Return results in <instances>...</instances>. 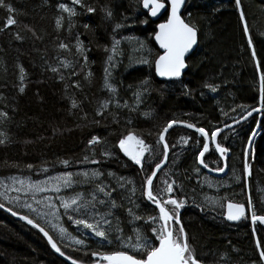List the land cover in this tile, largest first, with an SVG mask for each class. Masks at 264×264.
<instances>
[{
	"label": "trees",
	"instance_id": "1",
	"mask_svg": "<svg viewBox=\"0 0 264 264\" xmlns=\"http://www.w3.org/2000/svg\"><path fill=\"white\" fill-rule=\"evenodd\" d=\"M84 2L96 11L89 14L72 0H5L14 12L10 14L0 8V28H4L9 15L17 20L15 25L0 31V111L8 113L7 119L0 117V131L7 133L6 143L0 144V180L9 183L22 180L26 184L71 173L72 183L64 184L59 195L73 198L79 194L84 201L91 200L94 193L98 199L107 200L103 193L96 192V185L103 184L111 191V199L119 205L111 209L112 216L108 217L113 225L112 243L101 242L90 230L77 226L74 219L82 218V213L70 209L66 214L63 208L61 216L57 215L61 219L59 224L84 244L70 245L71 240L69 243L60 241L57 230L45 224L44 218L23 207L25 203L31 204L32 193L25 195L26 202H20L16 198L22 192L12 191L10 195L0 196V203L5 205L0 208V264H71L66 257L76 259L79 264H93L97 260L92 252L117 250L140 258L141 253L121 248L116 236H122L125 241L132 237L135 242L133 229L139 228L144 237L158 246L151 231L155 225L146 224L145 220L131 222L127 209L132 208L145 219L158 214L142 196V184L145 172L153 170L163 159L162 146L157 144L159 132L169 121H185L211 134L260 107L259 78L264 74V0H240L239 7L235 0H187L183 17L197 27L199 43L187 59L188 70L184 77L172 81H161L155 74L154 49L157 47L153 37L158 21L151 20L142 0ZM61 3L74 7L78 13L71 18L70 32L67 13L59 9ZM104 7L112 11L111 18H106L101 11ZM241 11L253 41L251 47L243 31ZM61 15L65 18L63 27L57 30L55 20ZM166 18L167 14L161 21ZM145 20L148 22L143 23ZM85 24L89 25L88 29L83 27ZM116 24L124 28L114 32ZM140 27L153 57L148 51L136 52L142 39L132 34L131 29ZM121 32L127 34L121 35ZM17 34L21 39H16ZM77 35L89 50L87 67L82 58L74 54ZM113 36L123 45L112 69L111 82L117 89L114 94L103 88L109 55L104 49L111 47ZM127 37L139 41L132 45L124 39ZM61 41L70 45L71 52L58 48ZM142 59L152 63H140ZM65 60L71 62L72 67L62 68L60 61ZM77 60L80 63H76ZM21 66L25 71L24 93L18 91ZM52 67L60 68V72H52ZM89 69L93 73L91 83L85 79ZM73 71L78 75H72ZM143 81H148L147 85ZM76 83L80 88L74 87ZM206 83L218 86L217 91L205 87ZM137 92L141 93L138 107ZM71 99L76 100L78 108L71 107ZM109 99L113 102L104 115H96L99 103ZM146 112L150 116L145 117L143 113ZM128 130L139 133L155 148L154 157L148 153L145 156L146 165L151 167L144 171L115 147ZM92 136L104 141L94 146V153L88 146ZM167 142L170 144L168 165L157 176L153 188L161 192L163 180H175L172 196L186 200L185 208L180 210V219L198 258L204 263L264 264L259 257L261 249L256 247L258 239L264 247V224L259 221L253 224L251 220L253 210L257 216H264V112L218 136V143L229 152L225 175L210 174L198 163L204 137L197 131L173 128ZM105 148L112 152L110 157L101 154ZM85 156L99 163L84 161ZM63 160H68L69 165L62 164ZM204 160L213 169L223 167L222 157L213 145ZM246 162L251 167L249 177H246ZM28 165L33 167L30 169ZM94 170L102 173L99 179L86 181L80 175ZM133 187L135 195L131 191ZM129 197L135 204L129 202ZM228 202L244 204L245 216L239 221H229L226 218ZM9 208L39 220L65 256L54 251L37 229L8 213ZM97 209L101 213L108 211L107 206L100 204ZM69 215L74 219L69 220ZM117 224L122 233L115 231ZM222 256L225 259L221 260Z\"/></svg>",
	"mask_w": 264,
	"mask_h": 264
},
{
	"label": "snow or ice",
	"instance_id": "2",
	"mask_svg": "<svg viewBox=\"0 0 264 264\" xmlns=\"http://www.w3.org/2000/svg\"><path fill=\"white\" fill-rule=\"evenodd\" d=\"M74 5H79L81 8L85 9L87 13L91 14L96 11L92 6L87 5L84 0H72ZM186 0H142V5L144 9H147L151 17H157L162 11L167 14V18L164 22L157 25V31L154 33V40L159 45V48L163 50L154 60V69L155 74L159 77L167 78L169 80H179L184 74L185 69L188 67L186 63V55L193 49V46L198 42V29L194 24L186 22L180 14L181 8L185 5ZM236 6H240V0H235ZM0 8H5L10 14L14 12V9L10 4H6L5 0H0ZM59 9L62 13H67L68 22H69V32L71 31V18L78 15L74 7H69L68 5L61 3ZM105 13L106 18H111L113 13L107 7L101 9ZM64 16H58L55 20L56 29L60 30L63 27ZM240 19L244 21L243 31L246 35L249 34V27L245 20V15L243 11L240 12ZM145 20L143 23H147ZM17 20L13 15H9L4 23V28H10L15 25ZM85 29L89 28V25H83ZM123 27L121 24H116L114 32L117 29ZM4 28H0V31H3ZM31 31V29H29ZM35 35V33H33ZM16 39H21L20 35H16ZM76 43L73 46L75 48V55H78L83 60V65L85 67L89 64V58L87 52L89 51L83 41L80 40L79 35L75 37ZM126 40H131L132 38H124ZM248 45L251 47L253 44L251 35H248ZM121 40L116 39L113 36L112 45L110 48H105L104 51L109 53L106 60V67L104 69L105 75L103 77V88L110 93H116L117 89L111 82L112 69L116 66V57L120 54ZM142 46V45H141ZM58 48L64 51L71 52L70 45L61 41L58 44ZM253 58H255V51L252 52ZM76 63H80L79 60ZM140 63L150 64L147 59H142ZM60 66L62 68L72 67L71 62L69 61H60ZM259 67V63L257 64ZM54 73H59L60 68L52 67L50 69ZM19 85L18 91L24 93L26 84H25V71L21 66L19 68ZM72 75H78L75 71L72 72ZM93 77L92 71L89 69L85 75V79L91 83ZM60 79L63 80L64 76L61 75ZM144 85H147L148 81L142 82ZM260 83V107L253 108L252 111L248 113L251 115L252 112L264 111V74L259 78ZM205 87L209 88L212 92H216L218 86L212 84H205ZM76 88H80V84L76 83L74 85ZM147 90V89H145ZM137 107L141 102V93L137 92ZM2 99V97H0ZM113 101L111 99L104 100L99 103L96 115L103 116L104 113L108 110L109 105ZM117 107H120L119 101H116ZM127 107V104L123 105ZM71 107L76 109L79 107L75 99H71ZM135 110V109H133ZM145 117L150 116V113H143ZM0 117L7 119L8 113L0 111ZM84 119H87L85 115ZM131 123V121H129ZM176 121H169L167 125L159 132L157 144L162 146V155L163 160L160 163L155 164V169L150 172H145L144 181L142 184V196L145 197L148 201L155 205L158 209V214L155 216H149L145 219L142 216L137 215L132 208L127 209L128 215L132 217L131 222L145 220L146 224L155 225L152 226L151 231L155 238V241H158V246L147 237H144L141 234L139 228H134L133 232L135 235V242H133L132 237H129L125 241L122 236L117 235L116 239L120 241L121 248H130L133 253H141L140 258L136 255L129 254L127 251L117 250L112 252H92L91 255L94 257H99L95 264H203V261L198 258L197 251L195 247L189 242V235L185 230V227L180 219V210L185 208L186 200L178 199L172 196L174 192L175 180L168 182V180H163L162 183L164 187L161 189V192H155L153 188L154 179L157 176V173L163 167V164L168 159L169 145L165 140V134L168 133L169 129L172 128L173 124ZM188 128H194L193 124H186ZM197 132L204 137V143L202 145V151L199 152L197 161L200 165H203L205 168L208 165L205 163L204 157L205 153L210 151L209 141L215 142L217 137V131L209 133L205 131L204 128H196ZM255 132L252 133L255 136ZM7 133L0 131V144L6 143ZM187 139H184V143L187 144ZM104 143L98 136H92L88 141V146L90 149H93L94 146ZM126 157L133 161L136 165L140 166V170L144 171L146 167L150 168L151 165H146L145 163V154L148 153L150 156H155V148L153 145L145 142V139L134 130H128L126 134L118 139V143L115 145ZM215 150L223 156L228 149L221 147L219 143L215 144ZM105 157H110L112 152L107 148L101 153ZM84 161L90 163H99V161L89 159L88 156L84 157ZM65 166L69 165L68 160L61 161ZM28 168H32V165H28ZM46 170V169H45ZM218 171H223V169H217ZM245 170H248V165L245 163ZM199 171V169H197ZM84 179H99L102 175L98 170H94L91 173L83 172L80 174ZM109 175H113L109 173ZM71 173H68L63 178H57L58 180L62 179L63 183L67 186L72 183ZM15 179V178H13ZM21 185L24 184V181H19ZM131 183V182H129ZM120 187H124L123 184H120ZM28 191L33 194L38 192L48 191L49 189L42 186L41 183H29L27 185ZM10 191H20L17 188H11ZM56 191H59L57 186ZM115 191V189H112ZM132 194L135 195V187L132 188ZM96 192L103 193L107 200L98 199L95 193L92 195L91 200L84 201L81 195L73 197L70 201H63L61 207L64 208L65 213L71 209L73 212L82 213V218H73L72 215L68 216L69 220L74 219V223L77 226H83L84 229L90 230L95 237H98L101 242H106L107 244L112 243L111 229L113 228L112 221L108 218L112 216L111 209L119 207L114 199H111V191H108L103 184L96 185ZM163 193V194H161ZM0 196H5V193H0ZM18 199V198H17ZM46 200L48 198H45ZM11 202V200H9ZM129 202L135 204L134 201L129 197ZM37 205L41 203L44 204L45 208L52 209L54 207L51 203H44L43 201L37 200ZM97 204L105 205L108 208L106 213H101L97 209ZM249 205L251 206V201L249 200ZM5 205L0 203V208H4ZM23 207L30 209L33 213H36L38 217L44 218V222L53 230H57L61 240L65 238H70L71 242L76 245H83L84 241L74 237H70L67 229L58 223H53V219H58L57 213L55 211H40L38 208H34L32 204L25 203ZM139 207V205H135ZM227 214L226 218L229 221H239L242 217L245 216V205L240 203L228 202L226 204ZM13 216L19 215L17 212L12 211L11 208L8 209ZM91 214V215H90ZM48 217H51L49 219ZM20 219L25 220L27 224L31 225L33 228L37 229L43 236L47 239L48 244L54 249L60 256H65V253L61 251V248L58 246L57 241L49 231L46 230L44 226L41 225L39 220H34L27 215L20 216ZM252 223L255 224L259 221L261 224H264V216H257L256 212L253 210L251 213ZM117 233H122V229L119 228L118 224L115 228ZM67 246V245H65ZM257 249H261L259 252V257L261 261H264V247L261 245V241L258 239L256 241ZM71 260V264H79V261L72 259L71 257H66ZM225 257H221V260Z\"/></svg>",
	"mask_w": 264,
	"mask_h": 264
},
{
	"label": "rangeland",
	"instance_id": "3",
	"mask_svg": "<svg viewBox=\"0 0 264 264\" xmlns=\"http://www.w3.org/2000/svg\"><path fill=\"white\" fill-rule=\"evenodd\" d=\"M5 21H6V19H5ZM2 25V24H1ZM122 28H124V27H122ZM132 30L133 29H131V33L132 34H134V35H137V37H139L138 35H140V39H142L141 40V42L139 41V40H137V38H133V37H130V38H132L130 41L128 40V42L129 43H133L132 45H136V42H138L139 41V46L136 48V52H149V55L150 56H152L153 57V53H150L151 51H150V48H147L148 46L146 45V42H145V38H144V36L142 35L143 33H142V27H140V28H137V29H134L133 30V32H132ZM127 33L126 32H121V35H126ZM120 34H118V37H120L121 36ZM154 40V39H153ZM132 41V42H131ZM142 45V46H141ZM156 45V44H155ZM122 42H121V44H120V46H119V48H120V51H121V49H122ZM156 47H157V49H158V51H157V49L155 50L154 49V52H155V57L154 58H156V56H158L159 54H161V51H160V49L158 48V46L156 45ZM158 54V55H157ZM176 128V127H175ZM173 129V128H172ZM171 129V130H172ZM169 145V147H170V144H168ZM147 155V153L145 154V156ZM163 160V159H162ZM249 165V164H248ZM67 174H64V175H58V176H56V177H52V178H47V179H45V180H42V181H40V182H35V183H41L42 184V186L43 187H45V188H47V189H49L48 191H44V192H38V193H35V194H33L32 192H30V191H28V189H27V185L30 183V182H27L26 184L24 183L23 185H21L20 183H19V181H17V180H15L14 182H12V183H9V182H7L6 180H0V192L1 193H7L8 195H10L11 193H12V191H10L9 189H11V188H17V189H20V192H22L21 194H20V196H18L17 198H16V200L17 201H20V202H26L25 201V195L27 194V193H32L31 195H30V197H29V200L31 201V204H32V206L34 207V208H38L40 211H44V212H48V211H55L56 213H57V215L58 216H61V212H60V210H61V208H63V207H61V204H62V202L63 201H70L72 198H68L66 195H59V193H61V190L64 188V183H63V181H62V179H60V180H58L57 178H63V177H65ZM251 175V174H250ZM249 175V176H250ZM246 176H247V171H246ZM59 187V191H56L55 189H56V187ZM162 187V183L160 184V186H159V188H161ZM49 192H51L50 194H49ZM67 195H69V194H67ZM45 198H48L47 200L45 199ZM37 200H40V201H43L44 203H51V204H53L54 205V207L50 210V209H48V208H45L44 207V204L43 203H41L40 205H37V203H36V201ZM64 209V208H63ZM6 211H8V210H6ZM10 211H8V213H9ZM11 214V213H10ZM12 215V214H11ZM49 219H51V217H48ZM60 220L61 219H53V223L54 222H56V223H58L59 224V222H60ZM24 221V220H23ZM24 222H26V221H24ZM27 223V222H26ZM60 225V224H59ZM58 232V231H57ZM58 237H60L59 236V233H58ZM71 237V236H70ZM65 240H68V241H65ZM69 240H71L70 238H65L64 240H60V241H64V242H66V243H69L70 241ZM70 245H73L74 243H69ZM75 245V244H74ZM59 246V245H58ZM54 250V249H53ZM55 251V250H54ZM59 254V253H58ZM103 263V262H102ZM81 264V263H80ZM93 264H95V263H93Z\"/></svg>",
	"mask_w": 264,
	"mask_h": 264
},
{
	"label": "water",
	"instance_id": "4",
	"mask_svg": "<svg viewBox=\"0 0 264 264\" xmlns=\"http://www.w3.org/2000/svg\"><path fill=\"white\" fill-rule=\"evenodd\" d=\"M186 4H187V0H186V3H185V5L181 8V10H180V14H181V16H182V18H184L183 17V13H184V10H185V7H186ZM145 10H147V9H145ZM148 11V10H147ZM165 12L164 11H162L157 17H151V15H150V17H151V19L153 20V21H158V24L159 23H162V22H164V21H160L164 16H165ZM158 29L156 28V31H157ZM153 39H154V37H153ZM154 42H155V40H154ZM198 43H199V34H198V42H197V44L196 45H194L193 46V49L186 55V63H187V59H188V57L195 51V49L197 48V46H198ZM155 44L158 46V48H159V45L155 42ZM160 49V48H159ZM160 51H161V53L163 52V50L162 49H160ZM188 65V64H187ZM188 70V67L185 69V71H184V74L186 73V71ZM184 74L182 75V77L180 78V79H182L183 77H184ZM157 76V75H156ZM157 78L159 79V80H161V81H172V80H169V79H167V78H163V77H159V76H157ZM179 79V80H180ZM264 111H260V112H252V114L251 115H248V113L245 115V116H243V117H241L240 119H238V120H236L235 122H233V123H230V124H226V125H224V126H222V127H220L219 129H217V130H215V131H217V137H216V140H215V142H212L211 140L209 141V144H210V149H211V146L213 145L214 147H215V144L216 143H218V136L221 134V133H224V132H226V131H229V130H231V129H233V128H235V127H237V126H239L240 124H242L243 122H245L246 120H248V119H250L251 117H253L254 115H256V114H259V113H263ZM186 124H189L188 122H185V121H176V123L175 124H173V126H172V128H177V127H181V128H188V127H186L185 125ZM195 126V125H194ZM172 128H170L169 129V131H168V133L167 134H165V140H166V142H167V136H168V134H169V132L171 131V129ZM196 128H201V127H197V126H195L194 128H188V129H192V130H195ZM196 131V130H195ZM206 131V130H205ZM207 132V131H206ZM199 133V132H198ZM209 136H211V134H209ZM168 143V142H167ZM221 147H224V146H221ZM224 148H226V147H224ZM227 149V148H226ZM169 154H170V147H169V153H168V159H169ZM206 154V153H205ZM218 154L221 156V154L218 152ZM228 156H229V152L227 151L223 156H221L222 157V160H223V167L221 168V169H223V171H218L217 169H213V168H211L210 166H208L207 168H205L203 165H200L203 169H205L208 173H210V174H213V175H216V176H221V175H225L226 173H227V171H228ZM167 159V161L163 164V167L161 168V170L157 173V176L163 171V169L168 165V160ZM160 163V162H159ZM154 169H155V167H154ZM153 169V170H154ZM157 176H156V178H157ZM156 178L154 179V182H155V180H156ZM154 182H153V185H154ZM150 202V201H149ZM151 203V202H150ZM152 204V203H151ZM154 207H155V205L154 204H152ZM156 208V207H155ZM157 209V208H156ZM158 210V209H157ZM9 213H11V212H9ZM12 214V213H11ZM20 216H23L22 214H19V215H16V216H14L15 218H19L20 219ZM25 221V220H24ZM130 254V253H129ZM94 259H96V260H98L99 259V257H94ZM103 264V263H102ZM203 264H219V263H204L203 262Z\"/></svg>",
	"mask_w": 264,
	"mask_h": 264
},
{
	"label": "built area",
	"instance_id": "5",
	"mask_svg": "<svg viewBox=\"0 0 264 264\" xmlns=\"http://www.w3.org/2000/svg\"><path fill=\"white\" fill-rule=\"evenodd\" d=\"M250 175V169L248 168V170H247V176H249Z\"/></svg>",
	"mask_w": 264,
	"mask_h": 264
},
{
	"label": "bare ground",
	"instance_id": "6",
	"mask_svg": "<svg viewBox=\"0 0 264 264\" xmlns=\"http://www.w3.org/2000/svg\"><path fill=\"white\" fill-rule=\"evenodd\" d=\"M152 20V19H151ZM161 21V20H160ZM156 22V21H155ZM158 24V23H157ZM247 177V176H246ZM249 180V179H248ZM19 213V212H18Z\"/></svg>",
	"mask_w": 264,
	"mask_h": 264
},
{
	"label": "flooded vegetation",
	"instance_id": "7",
	"mask_svg": "<svg viewBox=\"0 0 264 264\" xmlns=\"http://www.w3.org/2000/svg\"><path fill=\"white\" fill-rule=\"evenodd\" d=\"M249 186L247 185V190H248Z\"/></svg>",
	"mask_w": 264,
	"mask_h": 264
},
{
	"label": "clouds",
	"instance_id": "8",
	"mask_svg": "<svg viewBox=\"0 0 264 264\" xmlns=\"http://www.w3.org/2000/svg\"><path fill=\"white\" fill-rule=\"evenodd\" d=\"M247 177H249V176H247Z\"/></svg>",
	"mask_w": 264,
	"mask_h": 264
}]
</instances>
